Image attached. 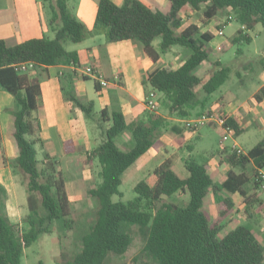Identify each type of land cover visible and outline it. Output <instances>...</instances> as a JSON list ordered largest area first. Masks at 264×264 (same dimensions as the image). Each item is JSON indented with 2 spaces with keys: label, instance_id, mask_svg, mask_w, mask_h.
I'll return each instance as SVG.
<instances>
[{
  "label": "trees",
  "instance_id": "trees-1",
  "mask_svg": "<svg viewBox=\"0 0 264 264\" xmlns=\"http://www.w3.org/2000/svg\"><path fill=\"white\" fill-rule=\"evenodd\" d=\"M68 1L42 0L49 13L48 25L54 32L53 37L43 35L12 46L0 39V87L11 93L15 100L12 113L17 152L11 167L25 175L23 184L28 207L25 227L11 222L4 211V192L0 185V264H21L25 248L41 233L51 232L53 220L67 229L74 222L64 175L57 162L48 155L41 160L36 158L38 138L33 136L37 127L33 113L41 94L38 72L50 65H79L78 52L67 50L65 43H78L98 33H103L108 41L136 39L153 62L172 46L188 49L189 55L179 66L155 67L144 81L145 85L162 94L161 104L169 115L186 118L205 112L212 94L226 81L231 69L219 60L225 44L221 43L211 52L204 43L210 41L213 34L201 32L194 22L182 27L183 18L179 13L187 6L196 10L204 6L203 15L210 20L231 9L246 29H252L256 23L264 28V0H168L170 10L167 13L139 0H124L121 4L98 0L92 29L71 12ZM156 38H159L157 47L153 45ZM250 41L251 36L242 28L231 39L233 44ZM211 55L217 57L212 62L215 69L203 80L196 71L202 63L211 60ZM25 61L34 63L36 75L29 76L27 72L15 69L14 65ZM73 73L65 69L60 74L61 91L64 98L89 114L93 102L78 98ZM95 86H99L97 81ZM259 91L264 93V85ZM255 95L260 98L259 93ZM101 113L102 119L110 124L103 141L92 148L85 160L90 163L96 159L100 165V181L88 190L96 199L95 219L81 234L79 251L57 264H105L109 253H125L132 242L124 229L125 223L138 225L144 237L141 250L150 255L155 264H261L262 248L254 234L238 225L217 238L218 225L209 223L202 203L209 189L238 192L247 206L264 201L253 180L255 167H264V137L244 154L226 147L219 151L230 166L220 185L213 181L206 161L199 162L189 155L184 160L185 176H180L165 160L154 168V182L140 179L135 183L132 199L113 200V195L122 196L119 189L122 174L150 148L156 149L155 142L168 121L147 109L142 118L131 122H127L119 110L108 113L103 109ZM228 124L234 128L235 137L245 131L232 118H228ZM125 130H129L131 138L128 150L120 149L116 143V138ZM72 145L71 140L65 141L64 151L72 152ZM188 149H191L190 145ZM248 183L253 184L254 192H246ZM179 191L188 195L185 206L163 201L165 196ZM38 200L46 210L44 215L37 211ZM135 262L136 258L132 263Z\"/></svg>",
  "mask_w": 264,
  "mask_h": 264
},
{
  "label": "rangeland",
  "instance_id": "rangeland-1",
  "mask_svg": "<svg viewBox=\"0 0 264 264\" xmlns=\"http://www.w3.org/2000/svg\"><path fill=\"white\" fill-rule=\"evenodd\" d=\"M203 8L204 6H202L200 10H196L191 6H187L185 10L181 11L180 16L183 18L182 27L194 22L199 26L201 32L212 33L213 38L204 43V47L208 48L211 52L212 50L214 51L216 47H220L221 43H224L225 47L219 54V60L223 65H227L231 69L226 81L212 94L205 111L218 109L229 115L232 113L231 105L229 103H232L234 104L232 106L236 108L239 107L236 114L239 117L240 123H245L247 122L245 120L248 118V113L251 109L259 107V112L264 109L262 106L264 105V93H260L259 91L260 85L264 83V28L262 24L256 23L252 29H242L245 33L251 36V41L248 43L241 42L239 44H233L231 43V39L236 34L237 30L241 28V24L236 19L232 10L228 9L220 14L218 13L215 17L208 20L203 15ZM229 16H231L230 19ZM220 29L222 30L223 35L218 33ZM158 42L159 38H156L153 41V45L157 47ZM75 46H77L76 43H65L66 49H73ZM238 48L240 49L239 51ZM189 53L190 51L186 48L172 46L168 52L161 54L163 59L160 64L166 68L175 67L180 62H183ZM216 58V56L211 55L210 61H206L198 67L196 72L203 80L207 79L215 69V65H213L212 62ZM116 60H118V58H116ZM121 65H124V59L123 61L121 60ZM87 83L91 88H94L92 78H89ZM145 86L152 89L150 85ZM256 93L260 94L259 99L255 97ZM156 95L158 106L153 113L163 112L168 115V117H173L168 114V111L161 104L162 94L156 91ZM194 116L195 115H192L190 117ZM1 119L0 127L2 128L5 140H8V142H14L11 135V131L14 129L13 115L5 110L1 112ZM179 119H181L182 122V119L184 118ZM259 120L260 118H257V121ZM128 121H131L130 118H128ZM167 121L168 125L163 127L160 135L165 133L170 134L168 132L170 128L169 119ZM252 124L249 123V125ZM254 125L258 124L255 123ZM84 127L91 137L87 148L79 147L77 149L78 153L72 157L70 156L72 158L71 165H58V169L62 171L66 180L74 222L71 224V227L67 229L61 227L59 221L53 220L50 226L52 231L49 233H41L29 247L25 248L21 258V264H56L57 260L70 258L79 251L80 236L88 229V226L95 219L97 205L96 199L89 195L88 190L100 181V165L96 159H93L90 163H86L84 160H86V156L88 155L87 152H91L95 143L98 144L105 138L107 122L101 118V114L97 107L86 115ZM182 129L185 128L182 126ZM201 132L202 137L195 141L194 148L191 152V156L199 162H202L209 157L211 159L212 153L218 148H221L223 145L231 146L234 141V139H229L221 142V129L216 126H204L201 128ZM173 133L177 132L174 130ZM33 136L38 138L35 144L37 150L36 158L38 160L43 159L45 155H51L49 156L51 160L56 162L61 160L60 156L52 153L48 154L50 152L42 147L43 143L39 140L38 127H36ZM263 136L264 125L262 127H255L252 125L248 131H244L238 135V140L242 142L245 147H250ZM116 143L122 150L130 149L131 138L129 130H125L119 135L116 138ZM188 153L189 149L186 148V146L178 148V150L176 149L175 151L173 169L180 176H185L187 174L184 168V160L188 157ZM210 159L209 162L213 169L212 172L215 181L220 185L225 177V173L223 169L218 168L219 163L216 158ZM7 160H9V167L11 168V174L13 175L11 176L12 182L8 180L4 182L0 181V185L4 192V211L7 214L8 197L11 196L13 191L16 200L22 203L21 208L28 212L27 193L23 184L25 175L22 172L13 171L11 167L12 158L8 157ZM137 162L138 161L129 166V168L122 174L121 184L119 186L122 196L113 195V200L120 199L122 201H127L132 199L135 196L133 187L140 179H147L151 183L154 182L155 177L153 175V170L157 166V160L150 164L149 169H144L140 166V168H136ZM59 163L60 161L57 162V164ZM40 165L39 162L38 166ZM216 168L218 169L214 171ZM245 190L248 193L254 192L253 184H246ZM258 192H260V197L264 200V190L259 189ZM215 195L218 198L216 202L213 198V193L209 191L206 200L204 198L205 202L203 200L202 207L209 217V223L211 225L217 223L216 225H218L217 238H222L224 232L228 229L235 228L238 225L245 226L254 234L256 240L260 243L262 248L261 264H264V201L253 202L251 205L247 206L243 201V197L238 192L228 193L226 191H217L215 192ZM163 201L167 203H175L179 206H185L188 202V195L185 192L179 191L172 196H165ZM37 211L39 215H44L46 213V210L40 204L39 200ZM25 216L26 214H23L20 222L15 224L20 227H25ZM228 226L232 227L227 228ZM124 229L128 231L132 238L131 244L127 251L121 255L109 253L105 264H133L132 261L135 258L136 262L134 264H155L153 258L141 250L144 237L141 234L138 225L125 223ZM61 234L64 236L61 239V241H63V249L69 246L68 250L71 252H67L62 257L55 252L56 243L54 241L56 236ZM132 256L135 257L129 260Z\"/></svg>",
  "mask_w": 264,
  "mask_h": 264
},
{
  "label": "crops",
  "instance_id": "crops-1",
  "mask_svg": "<svg viewBox=\"0 0 264 264\" xmlns=\"http://www.w3.org/2000/svg\"><path fill=\"white\" fill-rule=\"evenodd\" d=\"M112 1L117 4H121L124 0ZM139 1L150 8L159 9L165 13H167L170 9L168 0ZM97 3L98 0L68 1L71 12L89 29H92L94 24ZM48 17L49 13L42 0H0V39H3L6 45L12 46L24 40L41 37L43 35L51 38L53 37L54 32L48 25ZM76 44L77 46H75V48L67 50H76L78 52V66H94L98 69L102 77L109 81L107 86L102 87L99 85L97 88L95 86V81H97L96 78L88 76L83 77L74 72L72 79L78 98L82 101L91 100L93 102L92 110L97 107L101 114V118V112L103 109L108 113L114 110L121 111L127 122L142 118L146 111L144 97L150 90L145 86L144 81L155 67H163V65L160 64L163 57L160 55L157 62H153L151 58L145 54L143 45L138 40L123 39L118 41H108L103 33L91 35ZM116 58H118V60H116ZM123 59L124 65H121V60L123 61ZM181 63L182 62L177 64L175 67L179 66ZM65 69L73 71L72 66L59 64L47 66L38 72L41 94L38 100L37 109L33 113V116L35 117L37 127L39 128V140L43 143L42 147L50 152L48 154L52 153L61 157L58 165L62 164L69 166L72 164L71 157L78 153L77 149L79 147L86 149L89 145L91 137L84 127L85 117L87 114L74 105L73 102L64 98L61 91L59 77ZM27 73L29 76H34L37 74V71L30 70ZM89 78L93 79L94 88H91L88 85L87 80ZM263 85L264 83L260 85V88ZM229 104L232 109V113L229 114V118H232L236 124L239 127L244 128L245 131H248L252 125L255 127H262L264 125V109L260 112L259 107L251 109L248 113V118L245 120L247 121L245 124L240 123L239 117L236 114L239 107L236 108L232 106L234 104ZM262 106L264 107V105ZM14 109L15 100L13 95L0 87V122L2 120L1 112L6 110V112L13 115L12 112ZM158 114L165 117L167 120L169 119L170 128L168 132L170 134L165 133L163 135H159L155 142L156 149L150 148L144 155H142L137 160L138 162L136 164V168L140 166L144 169H149L150 164L156 160L157 166L163 161L168 160L173 168L176 149L178 150V148H183V146L188 148V145H190L191 149L188 153L189 156L194 148L195 141L201 139L202 137L201 129L197 133H190L189 131L182 129L183 125L181 119L168 117V115L163 112ZM128 118H130L131 121H128ZM257 118H260V120L257 121ZM106 122L108 127L110 122L108 120H106ZM249 123L253 124L249 125ZM255 123L258 125H254ZM174 130L177 133H173ZM11 135L13 137V130L11 131ZM67 140H71L73 144V150L70 153H66L64 151V142ZM233 142L242 147L245 152L255 144L254 143L250 147H245L244 144L238 140V136L234 138ZM95 145L97 144L95 143ZM223 147L230 149L231 146L223 145L221 148H218L212 153L211 159L216 158L218 160V168L223 169L226 176V172L229 170L230 166L222 159V155L219 154V151L222 150ZM16 152L14 142H8V140H5L2 128L0 127V181L4 182L8 180L12 182L11 176L13 174H11V168L9 167V160H7V158L9 157L13 159ZM87 153L89 154L90 151ZM209 159L210 157L204 159V161L208 164V169L213 181L219 185L215 181L212 172L213 169L210 166ZM209 191L213 193V198L216 202L218 198L212 189L207 191L205 200ZM21 206L22 203L16 200L15 193L12 191L11 196L8 197L7 203V215L11 222H20L21 216L23 214L27 215L28 212L22 209ZM213 207L215 209L214 204ZM231 227L232 226H228L227 228ZM63 237L64 236L61 234L56 236V239L54 240L56 243L55 252L60 257L67 252H70V250H68L69 246L63 249V241H61ZM134 257L135 256H132L129 260ZM58 261L60 260H57V262Z\"/></svg>",
  "mask_w": 264,
  "mask_h": 264
},
{
  "label": "built area",
  "instance_id": "built-area-1",
  "mask_svg": "<svg viewBox=\"0 0 264 264\" xmlns=\"http://www.w3.org/2000/svg\"><path fill=\"white\" fill-rule=\"evenodd\" d=\"M231 16H229V19ZM241 28L245 27L241 25ZM220 35H223L222 30L218 31ZM72 66L73 72L78 73L80 76L94 77L100 86L105 87L109 81L102 77L98 69L91 65L80 67L74 63L68 64ZM15 69L19 72H28L34 69V63L32 61H25L14 65ZM145 108L151 112H154L158 106V99L155 89H150L144 97ZM229 115L221 110L215 109L211 111H205L194 117H186L182 120V125L185 130L190 133H197L204 126H216L221 129V142L229 139H234V128L228 124ZM231 150L237 154H244L245 150L233 142L230 147ZM253 180L256 183L257 189L264 190V167H255Z\"/></svg>",
  "mask_w": 264,
  "mask_h": 264
}]
</instances>
